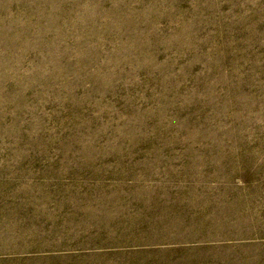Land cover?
I'll use <instances>...</instances> for the list:
<instances>
[{
  "label": "rangeland",
  "instance_id": "rangeland-1",
  "mask_svg": "<svg viewBox=\"0 0 264 264\" xmlns=\"http://www.w3.org/2000/svg\"><path fill=\"white\" fill-rule=\"evenodd\" d=\"M0 264H264V0H0Z\"/></svg>",
  "mask_w": 264,
  "mask_h": 264
}]
</instances>
